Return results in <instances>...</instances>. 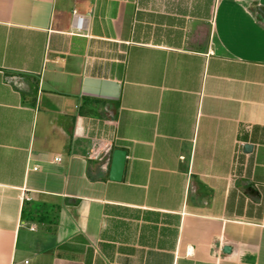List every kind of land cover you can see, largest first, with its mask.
Returning <instances> with one entry per match:
<instances>
[{
    "label": "crops",
    "instance_id": "crops-1",
    "mask_svg": "<svg viewBox=\"0 0 264 264\" xmlns=\"http://www.w3.org/2000/svg\"><path fill=\"white\" fill-rule=\"evenodd\" d=\"M0 264H264V0H0Z\"/></svg>",
    "mask_w": 264,
    "mask_h": 264
},
{
    "label": "water",
    "instance_id": "water-1",
    "mask_svg": "<svg viewBox=\"0 0 264 264\" xmlns=\"http://www.w3.org/2000/svg\"><path fill=\"white\" fill-rule=\"evenodd\" d=\"M245 151H250V146H246ZM125 160H126V152H124L123 150L113 151L111 156V168H110L111 181L119 182L121 180L124 170Z\"/></svg>",
    "mask_w": 264,
    "mask_h": 264
},
{
    "label": "built area",
    "instance_id": "built-area-1",
    "mask_svg": "<svg viewBox=\"0 0 264 264\" xmlns=\"http://www.w3.org/2000/svg\"><path fill=\"white\" fill-rule=\"evenodd\" d=\"M73 32L81 34L85 30V16L83 14L72 13V28Z\"/></svg>",
    "mask_w": 264,
    "mask_h": 264
},
{
    "label": "rangeland",
    "instance_id": "rangeland-1",
    "mask_svg": "<svg viewBox=\"0 0 264 264\" xmlns=\"http://www.w3.org/2000/svg\"><path fill=\"white\" fill-rule=\"evenodd\" d=\"M23 236V235H22Z\"/></svg>",
    "mask_w": 264,
    "mask_h": 264
}]
</instances>
